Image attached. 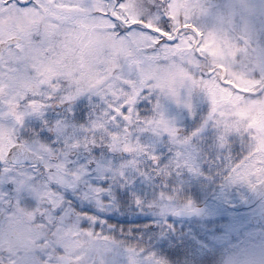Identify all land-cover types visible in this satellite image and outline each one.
Returning a JSON list of instances; mask_svg holds the SVG:
<instances>
[{"label": "snow or ice", "instance_id": "snow-or-ice-1", "mask_svg": "<svg viewBox=\"0 0 264 264\" xmlns=\"http://www.w3.org/2000/svg\"><path fill=\"white\" fill-rule=\"evenodd\" d=\"M129 3L0 0V208L17 204L37 212L35 222L47 234L44 242L49 245L45 264H55V258L63 256L56 236L73 214L79 215L82 230L103 232L112 223L111 216L96 210L101 204L105 207V196L108 207L115 204L112 184L127 190L137 178L154 182L160 190L153 197L161 198L174 192L186 172L196 171L189 155L191 137H181L174 122L165 117L162 101L180 104L183 98V106L191 111L193 94L188 85L209 81L214 73L180 63L188 74L185 87L177 90L173 85L164 91L148 73L153 68L177 71L179 62L173 53L187 36L192 37L189 44L197 41L192 51L199 58L202 33L187 23L174 30L170 18L162 14L155 28L142 16L129 23L125 14ZM105 36L111 39L105 41ZM76 40L91 42L87 68L70 51ZM217 82L229 87L218 78ZM206 105L205 127L199 132L206 130L221 151L233 150L237 139L221 133L217 122L223 117L210 103ZM80 133H91V138L84 136L82 141ZM20 144L29 151L21 155ZM168 144L178 150L163 155ZM239 144V156L224 160L228 179L255 188L264 183V173L256 172L264 169V161L251 167L254 157ZM165 167L174 170L168 182L158 175ZM32 187L39 189L40 198L32 194ZM133 195L135 205L143 208L145 201ZM187 202L190 211H197L190 199ZM169 213L182 214L169 209L161 215Z\"/></svg>", "mask_w": 264, "mask_h": 264}, {"label": "rangeland", "instance_id": "rangeland-1", "mask_svg": "<svg viewBox=\"0 0 264 264\" xmlns=\"http://www.w3.org/2000/svg\"><path fill=\"white\" fill-rule=\"evenodd\" d=\"M161 2L130 0L125 14L129 23L142 16L153 28L162 14L170 18L174 30L187 23L202 33L199 58L192 51L197 41L189 44L192 37L187 36L182 38L181 46L173 53L179 62L177 71L153 68L148 73V78H155V86L161 91L165 87L171 89L173 85L177 90L185 87L188 74L179 68L180 63L198 71L211 70L214 73L209 81L201 83L197 80L188 85L193 94L191 111L183 106V98L180 104L172 100L162 101L165 117L174 122L181 137H191L193 151L189 155L196 171L186 172L182 182L175 183L174 192L161 198L153 197L154 192L160 190L154 182L137 178L135 186L127 190L112 184L115 204L108 207L110 201L105 196V207L101 204L102 209L96 208L103 215L111 216L112 223L103 232L99 229L98 232L93 231L91 227L82 230L78 226L79 215L73 214V220L56 236V243L64 249V254L55 258V264H64L70 259L88 261L97 251L103 258V264H132L128 259L138 256L157 259L163 264H264L253 261L250 255L248 259L239 258L243 253L250 254L258 238H264V224L251 223L253 217L263 216L264 198L249 211H235L233 206L247 195L251 187L231 182L228 165L224 163L228 155L233 158L239 156V143L243 144L248 156L254 157L251 167L256 161H264V155L258 152L264 149V0H165L168 8H164ZM103 39L109 41L111 38L105 36ZM79 43L74 41L70 51L87 68L91 42L88 48L79 46ZM161 71L164 74L158 75ZM217 78L229 87H220ZM209 103L223 117L217 122L221 133L237 139L233 150L221 151L209 139L206 130L199 132L205 127L203 120ZM196 132L199 134L192 135ZM84 136L90 139L91 133L78 134L82 141ZM141 140L144 141L143 136ZM169 149L174 152L178 147L168 144L163 155H167ZM156 154L161 155L159 149ZM249 167L245 165V169ZM172 171L165 167L158 175L163 182H168ZM256 172L264 173V169H256ZM109 184H105V188ZM31 192L37 198L42 196L37 187H32ZM133 194L145 201L143 208L135 205ZM188 199L193 207L207 206L208 211L203 218L179 220L171 213L161 215L169 209H189ZM0 210L6 213L8 230L16 227L18 222L32 227V230L14 229L13 234L9 232L8 237L2 240L9 245L22 241L26 247L23 253L19 251V255L21 253L31 261L35 257L39 264H45L44 253L49 245L44 242L47 234L35 222L37 212L17 204ZM39 212L42 213L43 209ZM47 239L51 240V237ZM218 239L224 243H217ZM7 249L6 246L0 247V264H10V259L15 258L4 254Z\"/></svg>", "mask_w": 264, "mask_h": 264}, {"label": "flooded vegetation", "instance_id": "flooded-vegetation-1", "mask_svg": "<svg viewBox=\"0 0 264 264\" xmlns=\"http://www.w3.org/2000/svg\"><path fill=\"white\" fill-rule=\"evenodd\" d=\"M0 215H2L0 217V247L6 246L8 247L7 250H4V254L8 255H13V257L15 258H11L10 259V264H39L37 259L34 257L32 258L33 260H27L26 258L23 257V255H21V253H23V249L26 247V245L22 242V241H18L16 243H14L13 245H9L7 243H5L2 239H5V237H8L9 232L13 234V230L14 229H28V230H32V227H27L26 225L21 224V222H18V224L16 225V227H12V229L8 230V224L6 223V213L2 210H0ZM4 235V237H3ZM19 251L21 252L19 255ZM18 256V257H16ZM68 260V259H67ZM132 264H163L161 263L159 260L157 259H152L150 257H141L138 256L136 258H129L128 259ZM70 260L66 261L64 264H68ZM13 262V263H12ZM34 262V263H33ZM81 264H103V258L101 257V254L99 251L94 253V256L91 260L88 261H84V262H80ZM166 264V263H164Z\"/></svg>", "mask_w": 264, "mask_h": 264}, {"label": "water", "instance_id": "water-1", "mask_svg": "<svg viewBox=\"0 0 264 264\" xmlns=\"http://www.w3.org/2000/svg\"><path fill=\"white\" fill-rule=\"evenodd\" d=\"M18 152L23 155L24 153L28 152V150L22 146V145H18ZM29 157L24 156V159H28ZM37 159H40V157L36 156ZM13 162H16V158L13 157ZM264 198V183H258L256 184L255 188H252L251 191L249 192V194L237 205H235V209L236 210H249L251 208H253L254 206H256L262 199ZM195 209L197 211H190V210H184V209H180L178 211H180L182 214L179 215H175L178 218H182V219H190V218H194V217H202L205 213H206V206H202V207H195ZM259 221H262V223L264 224V214L262 217L260 218H256L254 217V219L252 220V223L257 224ZM218 243H222L223 241L218 239L217 240ZM69 264H79L75 261L70 262Z\"/></svg>", "mask_w": 264, "mask_h": 264}, {"label": "trees", "instance_id": "trees-1", "mask_svg": "<svg viewBox=\"0 0 264 264\" xmlns=\"http://www.w3.org/2000/svg\"><path fill=\"white\" fill-rule=\"evenodd\" d=\"M162 5H163V7L165 6L166 8H168V5H167V3L165 2V0H162ZM164 7V8H165ZM79 41V40H78ZM80 42V41H79ZM80 45H82V47L83 46H86L87 48H88V45H89V42L86 44H81V42L79 43V46ZM78 46V47H79ZM86 53V52H85ZM258 152H259V150H258ZM261 154H263L264 155V149H263V151H262V153ZM260 171V170H259ZM259 174V173H258ZM242 189H243V187H242ZM242 189L241 190H239V191H242ZM223 194V193H222ZM252 252L250 253V254H244V258L246 257V259H248V256L250 255V256H252V260L253 261H256V262H258L259 261V263H262V262H264V238L262 237V238H258V240L255 242V244H254V247L252 248Z\"/></svg>", "mask_w": 264, "mask_h": 264}]
</instances>
